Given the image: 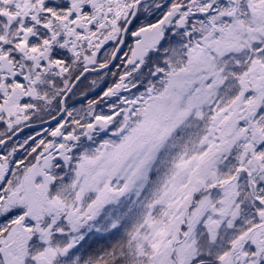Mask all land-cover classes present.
Listing matches in <instances>:
<instances>
[{
	"label": "snow or ice",
	"instance_id": "1",
	"mask_svg": "<svg viewBox=\"0 0 264 264\" xmlns=\"http://www.w3.org/2000/svg\"><path fill=\"white\" fill-rule=\"evenodd\" d=\"M0 264H264V0H0Z\"/></svg>",
	"mask_w": 264,
	"mask_h": 264
},
{
	"label": "water",
	"instance_id": "2",
	"mask_svg": "<svg viewBox=\"0 0 264 264\" xmlns=\"http://www.w3.org/2000/svg\"><path fill=\"white\" fill-rule=\"evenodd\" d=\"M25 131H27V130H25Z\"/></svg>",
	"mask_w": 264,
	"mask_h": 264
}]
</instances>
